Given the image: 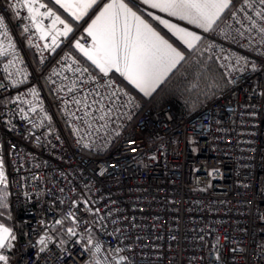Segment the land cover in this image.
<instances>
[{"label":"built area","instance_id":"2783aa9c","mask_svg":"<svg viewBox=\"0 0 264 264\" xmlns=\"http://www.w3.org/2000/svg\"><path fill=\"white\" fill-rule=\"evenodd\" d=\"M249 3L202 34L227 84L188 110L61 51L45 0H0L6 264H264V5Z\"/></svg>","mask_w":264,"mask_h":264},{"label":"snow or ice","instance_id":"6c2138e0","mask_svg":"<svg viewBox=\"0 0 264 264\" xmlns=\"http://www.w3.org/2000/svg\"><path fill=\"white\" fill-rule=\"evenodd\" d=\"M149 3V0H144ZM255 2V0H253ZM259 4L264 5V0H258ZM33 0H23V6L29 12H34L32 7ZM61 4V0H56ZM96 0H77L75 4L64 3L65 8L75 7L81 14L83 11L92 7ZM248 7H252L249 0H244ZM231 0H152L151 6L168 11L171 15L179 16L190 23L196 24L209 31L221 19V13L229 9ZM43 6V5H41ZM243 11V9H241ZM44 15H52L51 10ZM77 19L81 16L73 12ZM255 15L264 19V9L257 10ZM131 16L135 21L134 32L128 25V17ZM123 17V25L121 23ZM35 19V16H33ZM157 19H159L157 17ZM252 20L251 16L247 17ZM2 21V18H0ZM64 22L58 16L55 17L53 24ZM167 25L166 21H161ZM255 25V21H253ZM173 29L175 34L188 46L194 47V42L200 39L199 36L178 29L175 25H167ZM71 28L65 25L62 35H67ZM86 31L96 42L95 55L89 54L83 46L77 42L76 47L85 51V55L97 64L100 71L107 74L111 69L120 72L145 95H151L156 86L176 67L184 56L176 48H173L163 37L156 33L146 22L141 20L131 9L123 3V0H113L104 6L96 20L92 22ZM259 31L264 33V27ZM243 35V33H240ZM55 42V38H53ZM80 103V101H77ZM88 107V105H85ZM87 116L88 113L86 112ZM103 119V117H101ZM3 173L0 171V182H3ZM2 206V205H0ZM15 236L11 230L0 224V248L11 247V241ZM43 243V241H41ZM0 261H7V257L0 255Z\"/></svg>","mask_w":264,"mask_h":264},{"label":"trees","instance_id":"16d2710c","mask_svg":"<svg viewBox=\"0 0 264 264\" xmlns=\"http://www.w3.org/2000/svg\"><path fill=\"white\" fill-rule=\"evenodd\" d=\"M52 8H54L64 18L65 22L71 28L68 32L67 42L64 47L61 45V51L69 50L78 55L89 66L92 63L84 56L83 53L76 47L77 40L82 36L84 28L94 13L100 8L105 0H98L92 9L81 19H76L61 5L54 0H46ZM238 0H232L231 6ZM132 6L141 13L146 19L154 24L161 32L173 41L182 51L184 60H182L162 84L156 89L151 96H144L130 84L127 86L137 95L143 97L147 104L164 105L172 102L177 108L183 107L186 104L188 110L197 108L206 102L211 96L221 91L227 84V79L224 73L219 68L214 58H211L203 48V40L200 38L192 48H188L178 38L170 35V33L158 22L153 16L141 6L129 0ZM229 8V9H230ZM226 9L225 13L229 10ZM112 73H115L112 71ZM4 193L9 194L6 186V181L1 187Z\"/></svg>","mask_w":264,"mask_h":264},{"label":"crops","instance_id":"0c3cea01","mask_svg":"<svg viewBox=\"0 0 264 264\" xmlns=\"http://www.w3.org/2000/svg\"><path fill=\"white\" fill-rule=\"evenodd\" d=\"M56 2V0H54ZM98 0H96L97 2ZM134 3H136L137 5L141 6L143 9H145L148 13H150L153 18L158 21L169 33L170 35L178 38L182 43H184L174 32L173 29L169 28L167 25H175L178 29H184L187 32L193 33L197 36H199L201 38V35L203 33L209 32V31H205L203 28L199 27L196 24L190 23L188 20L186 19H181L179 16H174L171 15L168 11H164L161 8H154L151 6L152 0H149V3H145L144 0H131ZM47 2V1H46ZM77 2V0H61V4L62 5L64 3H69V4H75ZM113 0H105L102 5L100 6V8L94 13V15L92 16V18L88 21L86 27L84 28V31L82 33V36L77 40V42H79V44H81L84 48L85 51H87L89 54L91 55H95V48L97 47L96 42L94 41L93 37L91 35H89V33L86 31V29L89 28V26L92 24V22L94 20H96V17L100 14L101 10L104 8L105 5L112 3ZM123 3H125L132 12H134L136 14V16H138L141 20H143L144 22H146L156 33H158L161 37H163L169 44L172 45L173 48H176L178 51H181V49L173 42L171 41L166 34H164L163 32H161L154 24H152L148 19H146L141 13H139L133 6L132 4L129 2V0H123ZM232 3V0H231ZM96 4V3H95ZM94 4V5H95ZM50 5V4H49ZM93 6V5H92ZM68 9V11L71 12V14L73 15V12H75L74 7L71 8H66ZM90 8H88L87 10L83 11V12H87ZM226 11V10H225ZM224 11V12H225ZM82 12V14H83ZM221 13V16L222 14ZM77 14H81L80 12H77ZM74 16V15H73ZM76 18V16H74ZM83 16H81V18H83ZM157 17L159 19H157ZM80 18V19H81ZM77 19V18H76ZM161 21H166L167 25L165 23H162ZM65 22V20H64ZM128 25L129 27H132L133 32H134V24L135 21L133 20V18L131 16L128 17ZM122 25H123V17H122V21H121ZM65 24L68 26V24L65 22ZM69 27V26H68ZM84 38H87L88 42L84 43ZM196 43V41L194 42V44ZM185 44V43H184ZM186 45V44H185ZM187 46V45H186ZM79 50L81 51V49L79 48ZM85 51H81V53L84 54V56L92 63L93 67L100 70V68L97 66V64L93 63V60L89 59V57L87 55H85ZM183 55V53H182ZM181 62V61H180ZM179 64V63H178ZM177 64V65H178ZM176 65V66H177ZM174 70V68L172 69V71ZM114 71L117 76H119L121 79H123L125 82H127L128 84L132 85L137 92L143 94L144 96H151L156 89L162 84V82L168 77V75L172 72H169L168 75L156 86V88L152 91L151 95H145L144 92H142L140 89H138L134 84H132L124 75H122L120 72H116L115 69H111L109 72ZM130 89V88H129ZM131 90V89H130ZM132 91V90H131ZM137 94V93H136ZM0 169L3 173V182H0V224H3L5 227L9 228L11 230V234H12V222H11V216H10V210H9V206L7 204L8 202V196L7 193H4L2 190V186L4 185L5 181H6V176H5V168L2 164V161L0 159ZM5 248H0V255H4L5 256ZM0 264H5V261H0Z\"/></svg>","mask_w":264,"mask_h":264},{"label":"rangeland","instance_id":"374dc122","mask_svg":"<svg viewBox=\"0 0 264 264\" xmlns=\"http://www.w3.org/2000/svg\"><path fill=\"white\" fill-rule=\"evenodd\" d=\"M45 1H46V0H45ZM47 3H48V2H47ZM48 4H49V3H48ZM93 6H94V5H93ZM93 6H92V7H93ZM92 7H90V9H89L86 13L83 12V14H79V15H80V16H83V15L85 16V15L88 14V12L92 9ZM51 8H52V7H51ZM63 8H65V7H63ZM74 8H75V7H74ZM52 9H54V8H52ZM75 9H77V8H75ZM54 10H55V9H54ZM65 10L68 11V9H66V8H65ZM68 12L71 14L70 11H68ZM75 12H80V11H79V10H75ZM80 13H81V12H80ZM56 14H58V17H62V16L60 15L59 12H56ZM71 15H72V14H71ZM74 16H75V15H74ZM62 18H63V17H62ZM63 19H64V18H63ZM216 25H217V24H216ZM216 25H214V26H216ZM197 42H198V41H196V43H197ZM196 43H195V44H196ZM202 43H203V42H202ZM195 44H194V45H195ZM16 72H18V71H16ZM13 77H14V78H13L14 81H16L17 76L14 75ZM1 161H2V160H1ZM2 164H3V161H2ZM3 166H4V164H3ZM0 171H1V169H0Z\"/></svg>","mask_w":264,"mask_h":264},{"label":"bare ground","instance_id":"6f19581e","mask_svg":"<svg viewBox=\"0 0 264 264\" xmlns=\"http://www.w3.org/2000/svg\"><path fill=\"white\" fill-rule=\"evenodd\" d=\"M11 221H12V219H11Z\"/></svg>","mask_w":264,"mask_h":264}]
</instances>
